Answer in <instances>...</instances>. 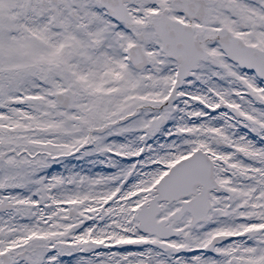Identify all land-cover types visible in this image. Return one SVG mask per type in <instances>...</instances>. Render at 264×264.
Wrapping results in <instances>:
<instances>
[{
	"label": "snow or ice",
	"instance_id": "obj_1",
	"mask_svg": "<svg viewBox=\"0 0 264 264\" xmlns=\"http://www.w3.org/2000/svg\"><path fill=\"white\" fill-rule=\"evenodd\" d=\"M0 264H264V0H0Z\"/></svg>",
	"mask_w": 264,
	"mask_h": 264
}]
</instances>
